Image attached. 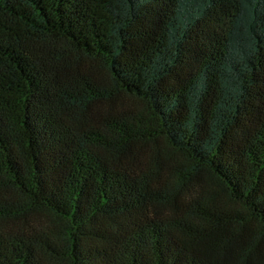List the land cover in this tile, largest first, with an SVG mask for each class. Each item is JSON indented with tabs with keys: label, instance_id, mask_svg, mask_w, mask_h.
<instances>
[{
	"label": "trees",
	"instance_id": "16d2710c",
	"mask_svg": "<svg viewBox=\"0 0 264 264\" xmlns=\"http://www.w3.org/2000/svg\"><path fill=\"white\" fill-rule=\"evenodd\" d=\"M0 264H264V0H0Z\"/></svg>",
	"mask_w": 264,
	"mask_h": 264
},
{
	"label": "rangeland",
	"instance_id": "374dc122",
	"mask_svg": "<svg viewBox=\"0 0 264 264\" xmlns=\"http://www.w3.org/2000/svg\"><path fill=\"white\" fill-rule=\"evenodd\" d=\"M125 101H127V102L131 103V100L125 99ZM121 106H122V105H121Z\"/></svg>",
	"mask_w": 264,
	"mask_h": 264
}]
</instances>
